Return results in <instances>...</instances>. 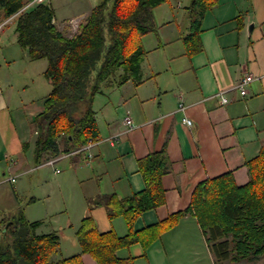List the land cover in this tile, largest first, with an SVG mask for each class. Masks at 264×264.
I'll list each match as a JSON object with an SVG mask.
<instances>
[{"label": "crops", "instance_id": "1", "mask_svg": "<svg viewBox=\"0 0 264 264\" xmlns=\"http://www.w3.org/2000/svg\"><path fill=\"white\" fill-rule=\"evenodd\" d=\"M209 2L198 27L190 18L192 0H168L156 8L155 30L143 37L153 38L143 41L147 55L138 75L122 86L105 89L93 101L98 139L53 158L56 163L68 162L71 174L60 170L56 174L60 188L69 181L74 193L64 203L60 194L53 198L54 191H43L42 200L46 219L69 206L65 218H57L47 232L39 233L48 221L30 219L33 204L40 201L32 197L26 208L16 207V215H4L3 225L21 213L30 222H41L38 233L58 234L64 258L82 253L76 233L87 216L94 219L99 233L113 231L124 237L130 231L126 219H110L105 206L93 204L100 197L126 199L143 192L146 185L139 161L151 153L162 154L170 163L163 179L166 203L143 213L134 224L135 232L186 210L195 188L208 179L232 172L238 185L249 182L248 163L264 151V0ZM37 4L30 2L27 9ZM49 4L55 25L67 38L77 35L93 10L88 0ZM85 12L74 30L72 23ZM17 20L18 14L0 23V187L42 171L52 160L46 154L37 161L34 124L52 92L45 76L48 62L31 60L20 47ZM193 35L195 43L189 40ZM246 75L255 79L243 97L236 85ZM185 118L193 122L191 126L183 122ZM14 199L18 200L17 193ZM154 233L159 235L148 246L136 243L121 250L123 264H215L193 216ZM82 261L98 264L88 254L82 255Z\"/></svg>", "mask_w": 264, "mask_h": 264}, {"label": "trees", "instance_id": "2", "mask_svg": "<svg viewBox=\"0 0 264 264\" xmlns=\"http://www.w3.org/2000/svg\"><path fill=\"white\" fill-rule=\"evenodd\" d=\"M33 1L0 0V23L18 14L20 47L31 60L48 62L45 76L52 92L34 122L40 162L46 154L51 159L71 154L98 139L95 97L135 79L147 55L141 43L135 45L136 37L155 30L154 11L168 0H101L72 38L55 25V11L49 3L27 9ZM210 5L209 0H192L194 27L200 25ZM189 40L195 43L197 37ZM139 168L146 185L143 192L126 199L100 197L93 204L105 206L110 219L125 218L130 229L126 236L99 233L94 219L87 216L76 233L82 253L64 258L59 235L39 234L41 222H30L21 213L4 222L0 264H84V254L98 264H123L118 255L121 250L136 243L148 246L159 235L155 230L172 229L187 215L197 220L215 264H264V151L248 163L247 184L238 185L232 172L208 179L195 188L186 210L135 232L134 224L143 213L166 203L163 179L170 163L162 154L151 153L139 161Z\"/></svg>", "mask_w": 264, "mask_h": 264}, {"label": "rangeland", "instance_id": "3", "mask_svg": "<svg viewBox=\"0 0 264 264\" xmlns=\"http://www.w3.org/2000/svg\"><path fill=\"white\" fill-rule=\"evenodd\" d=\"M88 1L90 2V6H92L93 9L101 2V0H88ZM50 2L51 0H48V3ZM86 13L88 12L79 14L77 16L78 18H76L77 20H74V22L72 23V27L74 28V30L77 28L76 26H79L80 22H82V19L84 18ZM15 25L16 23L13 22L9 29L12 30V28ZM150 38L153 37H147V39H143L142 37L137 36L135 40V45L137 46L140 43L143 44L144 40H147L148 42ZM132 45L134 44L132 43ZM133 47L130 49L131 51L134 50ZM67 164H68L67 161H62L54 165L45 166L42 169V171L31 173L29 175L19 178L18 180H16L17 183L7 184L0 187V242L4 241V234L2 231L3 230L2 222L4 215L5 216L16 215L14 212L16 207L20 206L21 209H23L24 207L26 208L27 204L29 205L27 200H29L32 197H38L40 198V201L33 204V207L31 208L29 214L30 219L32 221H36V220L48 221L47 224L42 228V230H40L39 233L47 232L52 227L53 222L56 221L57 218L59 219L65 218L66 209L69 206L64 207L62 212L54 214L53 216H50L48 219H46L47 207L45 200H42V198L44 195L43 191L46 192L54 191L53 198H55L56 195L60 194L61 197L63 198V202L66 203L67 200L73 195L74 191L71 182L65 181V183H63L62 188H60L58 183L59 175L56 174L57 170L63 172L64 173L63 175L71 174V172L67 167ZM16 193L18 195V200L14 199V194Z\"/></svg>", "mask_w": 264, "mask_h": 264}, {"label": "built area", "instance_id": "4", "mask_svg": "<svg viewBox=\"0 0 264 264\" xmlns=\"http://www.w3.org/2000/svg\"><path fill=\"white\" fill-rule=\"evenodd\" d=\"M48 2V0H35L33 3H46ZM254 77L252 75H246L243 78H241L237 85H236V89L240 92V94L245 97L248 94V86L254 81ZM222 98V101L224 104L228 103V99L224 96V93L221 92L219 94ZM180 110H185V106L183 104H180ZM185 124L191 126L192 125V121L188 118H185L183 121ZM126 124L130 126V118H127L126 120ZM56 163V159H52L51 161H49L48 164L50 165H54ZM59 172V171H58Z\"/></svg>", "mask_w": 264, "mask_h": 264}]
</instances>
